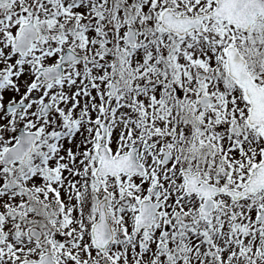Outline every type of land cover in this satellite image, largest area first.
Here are the masks:
<instances>
[{"label": "snow or ice", "instance_id": "obj_1", "mask_svg": "<svg viewBox=\"0 0 264 264\" xmlns=\"http://www.w3.org/2000/svg\"><path fill=\"white\" fill-rule=\"evenodd\" d=\"M0 264H264V0H0Z\"/></svg>", "mask_w": 264, "mask_h": 264}]
</instances>
